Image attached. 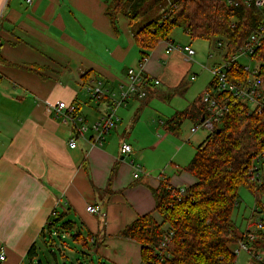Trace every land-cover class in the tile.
Masks as SVG:
<instances>
[{
    "label": "crops",
    "instance_id": "crops-1",
    "mask_svg": "<svg viewBox=\"0 0 264 264\" xmlns=\"http://www.w3.org/2000/svg\"><path fill=\"white\" fill-rule=\"evenodd\" d=\"M113 1L0 0L1 264H143L142 246L121 233L150 213L161 221L154 194L161 184L197 182L187 171L193 138L169 134L172 117L149 112L166 95L163 88L181 89L192 61L180 51L166 53L174 40L161 42L144 63L161 82L149 85L151 101L132 99L119 109L102 146L92 131H78L109 111L88 85L101 82L108 95L118 94L143 59L134 39L139 28L125 14L109 17ZM60 103L76 106L75 124L57 110ZM124 142L133 149L128 156L120 150ZM89 205L105 215L88 213ZM61 231L60 242L53 241ZM70 232L79 249L61 241Z\"/></svg>",
    "mask_w": 264,
    "mask_h": 264
},
{
    "label": "trees",
    "instance_id": "trees-1",
    "mask_svg": "<svg viewBox=\"0 0 264 264\" xmlns=\"http://www.w3.org/2000/svg\"><path fill=\"white\" fill-rule=\"evenodd\" d=\"M163 1L175 6L171 18L149 22L134 36L143 50V59L167 41L176 28L182 29L192 41L215 42V46L224 42L229 57L246 43L264 18V11L253 4L248 6L245 0H234L238 6L231 5L230 0H114L108 7V15L114 19L125 14L134 25ZM254 58L264 62V43ZM260 68L264 78V66ZM235 75L248 76L240 70ZM205 114L204 105L194 104L192 110L178 113L167 125L177 133L179 127L175 124H180L183 118L201 123ZM263 150L264 115L249 113L240 106L232 108L220 128L197 149L187 168L197 182L187 187L182 197L179 188L161 184L154 190L155 212L161 221L147 214L129 225L121 237L142 246L143 264L156 262L164 236L169 232L174 234L168 249L170 257L163 264H236L238 256L231 245L245 235L239 237L234 232L232 219L241 187L250 189L257 197L261 194L262 180L260 184L251 181V168ZM259 235L264 238V232ZM253 245L261 249L259 240Z\"/></svg>",
    "mask_w": 264,
    "mask_h": 264
},
{
    "label": "built area",
    "instance_id": "built-area-1",
    "mask_svg": "<svg viewBox=\"0 0 264 264\" xmlns=\"http://www.w3.org/2000/svg\"><path fill=\"white\" fill-rule=\"evenodd\" d=\"M32 0H27L30 3ZM229 3L234 6H238V2L230 0ZM245 4L248 6L254 5L256 8L264 11V0H245ZM175 8L174 5L169 3L168 9L164 10L161 16L162 22L171 18V11ZM264 43V18L259 24L256 30H254L249 36L246 43L237 49L235 53L227 57L228 51L224 42H218L216 51L220 56L218 61L211 69L212 84L211 91L204 94L202 98V104L205 106L206 114L203 116L204 120L201 124L204 128L208 129L210 133L215 132L222 125V120L226 117L232 108L240 106L243 110H247L249 113H257L264 115V78L261 76V66L259 68L251 69L245 65L239 63V59L247 57L254 59L257 51L263 46ZM174 51H180L187 55L189 59H192L196 52L192 45L186 44L175 45V42H167L166 53L170 54ZM212 58L213 56L210 55ZM147 58L142 59L137 68H130L126 75V82L121 86L118 94H107L103 89L101 82L97 84H89L88 91L92 96L98 100H106L108 112L102 116L101 119L96 121L91 127L83 125L78 129L79 133L92 131L95 134L94 143L98 146H102L106 137L113 131L120 121L118 116V110L127 106L128 102L132 99L144 101L149 97V85L154 87L161 86V82L158 79L152 78L148 75L144 68V63ZM246 72L248 76L238 78L235 74L238 71ZM194 79V78H192ZM58 111L65 112L67 119H71L75 124L74 116L77 111L75 105H67L66 103H60L57 106ZM199 127H193L192 132H198ZM69 146L71 148L76 147V141L73 138ZM121 153L123 156H128L133 152L132 146L126 142L121 144ZM264 163V150L255 157L254 165L251 168V181L260 184L261 176L259 172L260 164ZM141 167L136 166V174L134 178L139 177ZM187 187L179 188V196H184ZM256 208L254 212H258ZM87 212L92 215L104 216V211L100 205H89ZM58 216L57 211H54L51 217L56 218ZM52 223V221H50ZM258 235L264 232V221H260L257 224ZM173 232H169L164 236L161 244V251L157 253L155 257V264H163L166 259L170 257L168 251L169 245L172 241ZM258 235L255 233L245 234V238L238 242L239 248L234 252L238 256L242 251L248 253L251 258L255 259L260 264H264V259L260 256L259 251L254 247L253 243L258 241ZM6 260L5 248H0V264ZM150 261L148 264H154ZM146 264V263H144Z\"/></svg>",
    "mask_w": 264,
    "mask_h": 264
},
{
    "label": "rangeland",
    "instance_id": "rangeland-1",
    "mask_svg": "<svg viewBox=\"0 0 264 264\" xmlns=\"http://www.w3.org/2000/svg\"><path fill=\"white\" fill-rule=\"evenodd\" d=\"M168 7L169 2L163 1L159 6L151 8L148 11V14L135 24V27L140 29L149 22L160 20L163 11L168 9ZM169 39L176 41V46H185L188 43H192L193 49L196 52V56H194L193 59H191L192 61L188 63V69L183 78L181 89H179L177 92H169L167 88H163L164 92H167L166 95L160 97L161 100L159 98H155L153 105L150 106L149 112H155L163 118H167L169 116L173 118L180 112H184L189 109L192 110L194 104L200 103L203 105L202 98L204 94L212 90L210 83H212L213 78L210 74V70L216 62L220 61V56L216 51L215 42H208L200 39L192 41L190 37L180 28L174 29ZM210 55L213 57L211 58ZM239 63L251 69L264 66V62L247 57L240 58ZM150 97L151 96L146 98L143 103H148L151 101L152 98ZM170 117L167 119H170ZM175 125H178L179 127V130L176 134L178 137H181L182 141H186V139L189 137H191V139L193 138V140L190 141L188 147L194 153L211 134L208 129L202 126L201 123L188 117L183 118L180 124ZM193 127H199V130L196 134L191 133V129ZM166 130L169 131V134H173L168 125ZM171 150L172 148L170 147L169 150L165 151V153L169 154L171 153ZM135 154H137L136 151L134 152V155ZM260 176L262 180V190L260 196H255L254 193L246 187H241L239 191L238 206L235 209L232 219V228L239 237L247 233H255L258 235L256 224L261 220L264 221V163H262ZM256 208H259L258 212H254ZM60 224L61 223H59V225ZM63 233L64 231H61L59 236H55L53 238V241L60 242L59 239L63 237ZM69 234L70 235L68 237L65 239L63 238L61 241L67 242L73 247L79 249L77 244H75V242L72 240L73 234L71 232ZM258 240L260 241L261 246V251H259V254L264 259V238L262 235H258ZM231 248L234 250L239 248L238 243L232 244ZM236 264L260 263L253 258L251 259V256L248 253L242 251L238 255Z\"/></svg>",
    "mask_w": 264,
    "mask_h": 264
},
{
    "label": "water",
    "instance_id": "water-1",
    "mask_svg": "<svg viewBox=\"0 0 264 264\" xmlns=\"http://www.w3.org/2000/svg\"><path fill=\"white\" fill-rule=\"evenodd\" d=\"M204 120V118L202 119V121ZM220 130H218V132H219Z\"/></svg>",
    "mask_w": 264,
    "mask_h": 264
}]
</instances>
